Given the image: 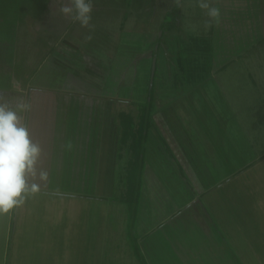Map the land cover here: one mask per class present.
Returning <instances> with one entry per match:
<instances>
[{
	"label": "rangeland",
	"instance_id": "374dc122",
	"mask_svg": "<svg viewBox=\"0 0 264 264\" xmlns=\"http://www.w3.org/2000/svg\"><path fill=\"white\" fill-rule=\"evenodd\" d=\"M67 3L0 0V97L15 107L22 93L9 85L27 80L44 57L63 61L74 70L80 67L89 78H104L106 83L115 74L118 88L101 93L119 101L121 113L135 123L152 87L147 102L151 141L147 140L154 148L166 150L168 163L175 162L176 169L171 165L164 170L151 161L147 172L151 177L142 171L145 194L149 190V200L156 203L152 208L156 214L145 212L142 219L123 200L125 182L115 186L113 197L106 201L96 197L75 201L80 205L74 206L72 221L63 210L58 214L59 205L53 209L55 214L45 216L23 210L22 214L33 215H23L17 223L14 214L21 213L14 208L11 235L5 231L7 214L0 215V264H141L137 255L146 264H195V260L231 264L228 256L234 264H260L257 260L264 254V0H212L221 13L219 24L212 23L213 30L205 27L209 17L196 0H179V5L175 0H92L91 30L60 13L57 4ZM68 23L82 35L76 44L85 52L84 60L77 48L69 49L70 56L62 59L53 48L51 41L61 26L67 25L71 32ZM89 34L92 39L87 41L84 37ZM208 43L213 48L210 75L190 77L193 58L206 63ZM112 46L116 53L121 48L119 75L112 71L116 54ZM16 94V103L11 104ZM59 99L67 98L60 95ZM72 104L76 115L81 114ZM48 109H53L50 101L44 108L31 109L30 117L34 120ZM30 125L29 134L41 126L43 133L52 132L47 122ZM129 148L123 147V157L130 154ZM179 173L185 187L177 179ZM173 181L179 182L188 199ZM93 191L99 194L98 188ZM173 200L177 206L172 211ZM165 214L170 215L154 226L152 222ZM225 244L227 261L218 249Z\"/></svg>",
	"mask_w": 264,
	"mask_h": 264
},
{
	"label": "crops",
	"instance_id": "0c3cea01",
	"mask_svg": "<svg viewBox=\"0 0 264 264\" xmlns=\"http://www.w3.org/2000/svg\"><path fill=\"white\" fill-rule=\"evenodd\" d=\"M57 7L60 8L59 4H57ZM52 11L56 12V9ZM68 26L72 27L71 32L68 31L67 25L61 26V30H59L58 34L53 37L51 41L55 46H53V48L56 50V54L60 56V59L70 56L69 52L72 51V48H77L75 51L81 55L83 59L85 52H82L80 47L76 44L81 42L80 39L76 38L81 37L82 35H80L78 31L73 30V24L68 23ZM65 37H67V39H65ZM118 41L120 42V38L117 40L118 46H120ZM61 43L64 45L61 47L58 46V44L60 45ZM69 49L71 50L69 51ZM110 50L111 52L116 53V49H114L113 46ZM120 50L121 48L118 49L117 53L113 57L115 62L112 66V71L114 73L118 72V75L121 69V65L119 64L120 58L118 56L120 55ZM44 58L37 66L35 72L32 73L27 80H20V82L15 80L13 85H9L13 91L22 93L21 100L27 101L31 105V109L34 110V107L44 108L47 101H50V105L53 108L52 110L48 109L45 114H43V112L40 113L39 111L40 114H37L38 117L34 120L31 118V110L24 114V122L27 126L31 124L30 126L34 127V124L36 123L40 124L42 122H47L48 125H51L52 132L43 133V126L40 127L39 131L30 132L31 140L40 145L42 152L36 165V173H38L35 178L29 177L28 183L30 185L32 183L37 184L39 186V191L34 195H31V197L28 196L23 205L16 207V211H20L21 213L14 214L17 223H19L18 219L20 220L23 215H33L22 214L23 210L26 213L35 211L37 216H45L48 213L51 214L54 212L53 214H55L53 209L59 205L62 209H58V214H62L63 210L67 216H70L69 218L72 221L74 206H78L79 204L75 201L87 202L90 198H93V200L97 198L99 201H106L108 198L111 199L113 197L112 190L114 187L117 186L119 188L121 183L124 182L122 170H126L128 159L130 157L129 153H127V155L125 154L124 157L122 153L123 147L130 144L131 141L128 140L126 143H123L121 132L119 131L121 114L120 102L114 100L113 97L104 98L101 93L104 90L108 92L109 90H114V86H117L118 88V85L114 84L115 74L112 73L111 75L113 78H111L109 83H106L104 78H102L101 81L97 77L89 78L82 70L79 71L80 67L74 70L63 61H49ZM188 69L189 68H187V70ZM106 84L109 88H106ZM60 95H66L67 99H65L64 102L61 101L59 99ZM10 96L11 95H9V97ZM15 96H17V94L11 96V104L16 103ZM39 98H41V100H39ZM73 101L78 105V110H80L81 114L76 115L75 110L72 109L74 106L72 104ZM43 102L45 103L43 104ZM65 102H68V104H65ZM61 106V109H56ZM103 109H107V112L103 111ZM45 115H47V118L45 120H41L42 116L44 117ZM102 115L105 117L104 128H101L102 126L100 124V122H102ZM78 116L81 117V119H78ZM96 122L99 123L95 124ZM77 125H80L79 130L81 129V132L79 130L77 131ZM147 138L150 139L151 136H146L142 147L144 144H147V147L144 145L145 150L140 152V162L143 169L141 170L140 191L135 208V214H137V217L139 215L138 218L140 219L144 217L143 213L145 214V212L149 214L152 213L151 215L156 214V212H153L154 209L152 210L156 203L149 200L150 194L149 196L147 195L149 190L147 191V194H145L144 191L145 187L147 189V186L143 178V173H145L146 178L151 177L147 175L149 169H152V166L150 165L151 161L156 164L157 167H162L164 170L165 168L168 169L171 165L173 167L172 170L176 169L175 162L168 163L169 159L165 156L166 150L162 147L159 149L154 148L155 145L152 144L153 142H149ZM160 152H164V154L162 153L160 156ZM174 152L177 153L178 148H175ZM44 154L48 155V157ZM158 155L160 156L159 158ZM163 164L165 166H163ZM180 170L181 173L183 169ZM41 171L47 173L46 179L42 180L40 178L39 174ZM179 175L177 179L181 184L183 182V178L182 175H180L181 177L179 178ZM179 182H174L175 186H178V188L180 186ZM172 185L175 187L174 184ZM189 185L191 186V184ZM185 186L186 183L183 184V187ZM96 188L99 190V194L97 196L93 191V189L96 190ZM101 190L104 191L102 192ZM179 190L181 189L179 188ZM181 191L182 192L180 193L184 195L185 199H188L186 196L188 193H185L183 188ZM38 194L41 198L37 199L36 197ZM182 194H180V196L182 200H184ZM118 198L122 199V197ZM173 202L172 211L175 210L174 208L177 206L174 200ZM42 212H44V214H42ZM12 213L13 210L7 213V219L5 222V231H9L10 234L13 220ZM130 215L131 214H129V216ZM169 215L170 214H165V216L162 215L158 217L154 220V222H152L153 225L158 226L166 218H168ZM68 224L71 226V222ZM46 229L47 228H43L44 231ZM216 240L223 244V242L219 239ZM7 241L8 237L5 236L4 242L6 243V247H8ZM231 245L233 246V244ZM225 246H227V244H225L223 248L218 247V249L223 250ZM222 250L220 252H222L225 260L227 261V251ZM260 255L261 257H259L257 261H259L260 264H264V254L261 253ZM135 258L137 257L135 256ZM219 258L224 261L222 257ZM228 259L232 261L231 264H234V258H232V256H228ZM195 264H201V260H195ZM213 264L219 263L214 262Z\"/></svg>",
	"mask_w": 264,
	"mask_h": 264
},
{
	"label": "clouds",
	"instance_id": "9594fccd",
	"mask_svg": "<svg viewBox=\"0 0 264 264\" xmlns=\"http://www.w3.org/2000/svg\"><path fill=\"white\" fill-rule=\"evenodd\" d=\"M175 3L179 5V0ZM196 6L205 10L209 17L206 28H210L213 22L219 24L220 9L212 0H196ZM59 11L66 18L79 22L82 28L91 30L94 27L90 23L92 0H68ZM84 39L90 41L92 36L86 35ZM30 110L27 101L20 100L12 107L0 97V215L23 205L29 195L39 191L37 184L28 183L29 177L35 178L37 174L36 165L42 152L40 145L31 140L24 122V114ZM39 175L42 180L47 177L44 171Z\"/></svg>",
	"mask_w": 264,
	"mask_h": 264
},
{
	"label": "trees",
	"instance_id": "16d2710c",
	"mask_svg": "<svg viewBox=\"0 0 264 264\" xmlns=\"http://www.w3.org/2000/svg\"><path fill=\"white\" fill-rule=\"evenodd\" d=\"M175 12H176V10H174V13ZM173 17H175V16H173ZM210 30H213V26L210 27ZM204 50L207 52L206 63L205 62L200 63L197 58H196L197 60L195 59V61H194V58H193L192 59L193 62H192L191 67L194 69L193 70L194 72H191L190 77L194 75V76H199V79H202L205 75L206 76L210 75V69H211V64H212V44L208 43L207 47ZM204 55L205 54H202L200 56L204 57ZM189 59H191V56ZM188 62H189V60H188ZM187 64H183L184 65L183 67L184 68L187 67ZM202 64H206V65L210 66V68L209 67L202 68V66H201ZM152 91H153L152 87L148 89L147 99L141 104V106H142L141 107V114L139 116V120H137L136 123L132 121V118L129 115H126L124 113L120 114L119 131L121 132V137L123 139V143H126L128 140L131 141V143L128 144V145H130L129 149L131 150L130 157L128 159L127 168H126L125 174H124V182H125L127 193H126L125 197H123V200L127 204L128 208L132 214H135V208H136V204H137V200H138V196H139L140 183H141V170H142L141 162H140L141 157H140V154L138 153L139 151H137V150L138 149L141 150L140 148L142 147V144H143L144 140L146 139V136L148 133L147 130L151 124V120L148 117L149 104L147 106V102L149 103L150 98H152L151 97ZM144 103H146L145 106H144ZM148 122H150V123H148ZM136 138H137V140H136ZM135 140H136V142L134 144ZM142 149H143V147H142ZM137 258L140 259L141 264H146V263H144V259L140 255H137Z\"/></svg>",
	"mask_w": 264,
	"mask_h": 264
},
{
	"label": "water",
	"instance_id": "95a60500",
	"mask_svg": "<svg viewBox=\"0 0 264 264\" xmlns=\"http://www.w3.org/2000/svg\"><path fill=\"white\" fill-rule=\"evenodd\" d=\"M154 64H155V58H153V60H152V66H151V77H152V75H153V73H154ZM151 84V83H150Z\"/></svg>",
	"mask_w": 264,
	"mask_h": 264
}]
</instances>
